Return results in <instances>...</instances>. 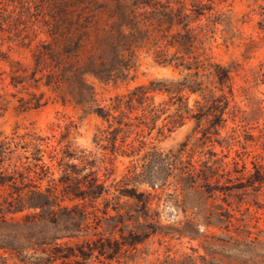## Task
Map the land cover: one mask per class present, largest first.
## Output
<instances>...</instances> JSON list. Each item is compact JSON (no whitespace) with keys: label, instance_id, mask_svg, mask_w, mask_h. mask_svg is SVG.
I'll return each mask as SVG.
<instances>
[{"label":"trees","instance_id":"trees-1","mask_svg":"<svg viewBox=\"0 0 264 264\" xmlns=\"http://www.w3.org/2000/svg\"><path fill=\"white\" fill-rule=\"evenodd\" d=\"M218 25L232 23L213 0H0V81L6 75L15 110L40 109L46 91L56 93L101 120L94 142L104 152L99 165L70 141L0 133V250L21 264H229L220 256L253 255L258 236L232 233L249 216L248 199L260 208L264 127L252 137L230 106L237 70L211 56ZM142 53L179 77L99 104L89 80L131 81ZM228 120L239 125L219 141ZM189 121L201 133L198 147L212 137L227 151L238 145V160L211 148L194 159L187 142L157 146ZM248 141L263 154L251 156ZM117 157L130 160L119 179ZM182 239L198 241L204 254L173 252Z\"/></svg>","mask_w":264,"mask_h":264},{"label":"rangeland","instance_id":"rangeland-1","mask_svg":"<svg viewBox=\"0 0 264 264\" xmlns=\"http://www.w3.org/2000/svg\"><path fill=\"white\" fill-rule=\"evenodd\" d=\"M216 11L224 13L231 19L232 26L226 28L218 25L215 34V41L211 46V56L213 59L224 66L232 65L236 68L233 74V91L229 97L230 106L239 109L249 121V134L256 138L261 135L264 127V1L254 2V0H213ZM260 22V24H258ZM260 25L263 30L259 29ZM4 50V49H3ZM17 58V54H13ZM7 70V67L0 63V72ZM179 71L171 67L157 65L152 57L141 54L134 78L122 84H102L94 79H90L93 85L96 99L99 104L107 105L109 99L117 94L126 93L137 85L146 84L151 80L157 79H176ZM3 82L0 81V95H4L3 109L0 110V133L4 136H12L16 131L18 135L35 133L40 137L51 139V144L70 141L77 150H85L91 153L100 165V159L104 152L95 144L97 130L102 128V122L92 114L84 112L74 103H62L58 94L46 91L44 100L46 105L37 110L19 113L15 110L17 102L10 96L14 92L5 88L8 81L6 75H2ZM160 98H157V101ZM7 102V104H6ZM5 109V110H4ZM239 124L227 121V125L220 131L219 141L226 139L231 129L237 128ZM195 124L193 121L187 122L183 127L176 130L167 138L157 142V146L163 150H176L180 144L188 143L187 151H194V159H197L208 148H211L218 156L228 154V159L236 158L235 151L240 152V147L234 145L230 151L220 147L215 138H211V143L207 147L200 148L198 145L201 137L200 132H194ZM239 128V127H238ZM241 141H243L241 137ZM247 152L252 155L262 153L259 143L254 141L247 142ZM263 154V153H262ZM251 156L244 157L248 169L251 168ZM203 158V157H202ZM238 160V158H236ZM128 158L117 157L114 161L113 178L119 179L129 165ZM107 162V160H106ZM78 164V161H75ZM264 165V161L262 162ZM108 165V164H107ZM251 193V190H248ZM241 193V192H239ZM2 190L0 189V195ZM258 198L255 202L260 206L257 208L253 201H250L249 216H244L239 233H232L239 240L247 241L258 236L259 243L253 255L233 256L231 254L220 256L229 264H264V188L257 193ZM219 202V201H218ZM247 205H242L241 209ZM231 210V209H229ZM236 218H240L238 212L234 213ZM181 216V215H180ZM220 235L221 232H216ZM250 234V235H249ZM249 236L250 238H247ZM172 251L189 253L190 248H198L200 254H204L203 248L198 241L189 242L186 239L171 242ZM0 264H21L15 259H11L9 254L0 250Z\"/></svg>","mask_w":264,"mask_h":264}]
</instances>
